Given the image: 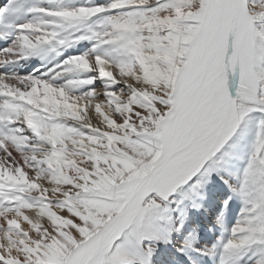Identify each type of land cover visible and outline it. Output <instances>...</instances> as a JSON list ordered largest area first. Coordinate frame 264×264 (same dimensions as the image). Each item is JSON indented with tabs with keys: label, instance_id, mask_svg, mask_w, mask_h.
Listing matches in <instances>:
<instances>
[{
	"label": "snow or ice",
	"instance_id": "6c2138e0",
	"mask_svg": "<svg viewBox=\"0 0 264 264\" xmlns=\"http://www.w3.org/2000/svg\"><path fill=\"white\" fill-rule=\"evenodd\" d=\"M0 42V264H150L212 173L240 211L177 250L264 264V0H8Z\"/></svg>",
	"mask_w": 264,
	"mask_h": 264
},
{
	"label": "bare ground",
	"instance_id": "6f19581e",
	"mask_svg": "<svg viewBox=\"0 0 264 264\" xmlns=\"http://www.w3.org/2000/svg\"><path fill=\"white\" fill-rule=\"evenodd\" d=\"M7 3L8 0H0V8H3ZM39 63V61H21L19 65L13 66L12 70L28 73L39 67ZM46 70L45 68L40 69V71ZM95 122L93 120V123ZM242 166L240 161L234 160L229 168L232 172H235ZM229 195V190L224 182L219 176L212 173L207 183L199 189V195L193 197L192 200L181 202L182 198L178 195L170 198L173 202L168 205V219L160 223L165 227L179 226L183 223V227L179 232L173 231L171 233L170 242L160 241L156 243L150 264H216L215 261L200 256L194 251L185 253L177 249L184 240L193 236L195 237L193 244L197 249L215 244L222 234L226 238V233L222 232L217 219L222 216L225 227L231 228L241 208L240 201L235 197L225 206L224 202ZM193 204L198 206H193Z\"/></svg>",
	"mask_w": 264,
	"mask_h": 264
}]
</instances>
